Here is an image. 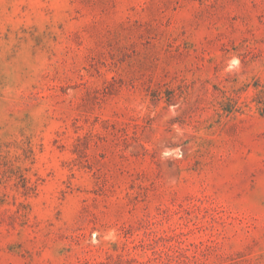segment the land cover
Masks as SVG:
<instances>
[{
    "label": "rangeland",
    "instance_id": "obj_1",
    "mask_svg": "<svg viewBox=\"0 0 264 264\" xmlns=\"http://www.w3.org/2000/svg\"><path fill=\"white\" fill-rule=\"evenodd\" d=\"M0 264H264V0H0Z\"/></svg>",
    "mask_w": 264,
    "mask_h": 264
}]
</instances>
